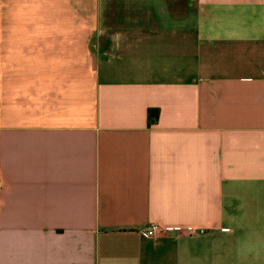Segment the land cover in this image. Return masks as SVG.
Masks as SVG:
<instances>
[{"label": "crops", "instance_id": "crops-1", "mask_svg": "<svg viewBox=\"0 0 264 264\" xmlns=\"http://www.w3.org/2000/svg\"><path fill=\"white\" fill-rule=\"evenodd\" d=\"M0 264H264V0H0Z\"/></svg>", "mask_w": 264, "mask_h": 264}, {"label": "built area", "instance_id": "built-area-1", "mask_svg": "<svg viewBox=\"0 0 264 264\" xmlns=\"http://www.w3.org/2000/svg\"><path fill=\"white\" fill-rule=\"evenodd\" d=\"M170 231L193 236L205 233L207 230L206 228L197 226H168L159 222H152L146 228L145 233L152 238H157L161 234L169 233Z\"/></svg>", "mask_w": 264, "mask_h": 264}, {"label": "trees", "instance_id": "trees-1", "mask_svg": "<svg viewBox=\"0 0 264 264\" xmlns=\"http://www.w3.org/2000/svg\"><path fill=\"white\" fill-rule=\"evenodd\" d=\"M153 113H154L153 111L150 112V114H153ZM154 114H155V113H154Z\"/></svg>", "mask_w": 264, "mask_h": 264}]
</instances>
